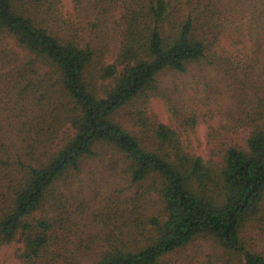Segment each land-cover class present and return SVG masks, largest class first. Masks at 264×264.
Segmentation results:
<instances>
[{"label": "trees", "instance_id": "trees-1", "mask_svg": "<svg viewBox=\"0 0 264 264\" xmlns=\"http://www.w3.org/2000/svg\"><path fill=\"white\" fill-rule=\"evenodd\" d=\"M72 3L67 17L61 0H0V245L22 243L21 264H56L58 188L111 150L107 162L120 164L135 196L155 199L154 210L125 225L131 237L94 264H163L197 240L210 250L203 264H264L252 238L264 239V98L245 146L229 145L218 161L145 110L130 129L118 120L164 87L181 100L189 67L224 69L221 38L249 42L253 66L264 59V0ZM108 48L117 49L110 63ZM178 106L170 108L181 117ZM182 117L192 129L194 116Z\"/></svg>", "mask_w": 264, "mask_h": 264}, {"label": "rangeland", "instance_id": "rangeland-1", "mask_svg": "<svg viewBox=\"0 0 264 264\" xmlns=\"http://www.w3.org/2000/svg\"><path fill=\"white\" fill-rule=\"evenodd\" d=\"M61 11L70 17L74 13L72 0H61ZM221 41L222 47L216 48V55L224 57V69L222 65L221 68L205 69L204 63L189 67L179 78L188 87L181 100H174V94L164 87L162 97H151L145 109L140 101L124 108L118 120L130 129L136 110L146 112L149 119L155 117L178 133L187 147L204 160H220L215 154L229 145L245 146L252 125L260 122L250 119L256 100L264 98V59L261 55L253 66L250 59L255 48H251L249 42L242 48L232 45L228 37ZM259 50L264 53V48ZM116 52V48H108L104 54L105 62H113ZM250 64L252 68H249ZM170 79L166 76V83ZM175 102L181 117H176L170 108ZM184 115L194 116L192 129L181 123ZM110 152L106 151L105 159L99 157L101 159L81 163L80 172L70 175L65 186L58 188L61 201L56 214L50 215L54 219L55 244L51 251L57 256L56 264H94L104 250L131 237L126 235L125 225L154 210L151 206L155 199L135 196L120 164L107 162L108 157L114 158ZM254 233L257 232H253V241L264 248V239L259 240ZM22 249L20 242L0 245V264H21L19 253ZM209 251L197 240L170 253L163 264H203Z\"/></svg>", "mask_w": 264, "mask_h": 264}]
</instances>
